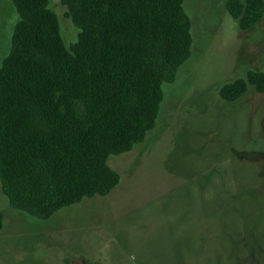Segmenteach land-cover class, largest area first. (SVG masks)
<instances>
[{
    "label": "rangeland",
    "instance_id": "1",
    "mask_svg": "<svg viewBox=\"0 0 264 264\" xmlns=\"http://www.w3.org/2000/svg\"><path fill=\"white\" fill-rule=\"evenodd\" d=\"M50 4L70 47L80 30L60 0ZM184 6L191 58L164 85L157 127L110 158L120 184L41 220L12 208L0 183V264H173L181 252L192 262L195 239L221 264H264V93L250 88L235 102L219 95L249 71L264 72V17L242 31L226 0ZM18 19L12 0H0V64ZM215 241L222 252L212 251Z\"/></svg>",
    "mask_w": 264,
    "mask_h": 264
},
{
    "label": "trees",
    "instance_id": "2",
    "mask_svg": "<svg viewBox=\"0 0 264 264\" xmlns=\"http://www.w3.org/2000/svg\"><path fill=\"white\" fill-rule=\"evenodd\" d=\"M60 1L78 41L67 47L50 0H12L19 19L0 64L2 191L12 208L41 220L120 184L110 158L157 127L164 85L194 44L184 0ZM226 9L248 31L264 17V0H226ZM250 88L264 93L263 71L219 95L235 102Z\"/></svg>",
    "mask_w": 264,
    "mask_h": 264
},
{
    "label": "crops",
    "instance_id": "3",
    "mask_svg": "<svg viewBox=\"0 0 264 264\" xmlns=\"http://www.w3.org/2000/svg\"><path fill=\"white\" fill-rule=\"evenodd\" d=\"M199 243H202V241L201 240L198 241L196 239L194 240V245L192 246V249H191L192 253L194 254V256H192V260H191L192 262H189V258H185L181 252L180 255L183 257L182 261L181 262H180V260L177 261L178 257L176 255V260L174 259L173 264H206L205 260L207 261V264H221L216 259H214V257L212 255L209 254L210 251L206 248V246H201V248H199ZM205 243H206V241H205ZM222 249H223V245H221L220 243L217 244V241H215V244L212 247V251L214 250L215 253H220V252H222ZM200 250H202V252L200 253L201 254L200 257H202L203 261L202 260L200 261V257H199V259H197V256H196V252L200 251ZM176 254H177V252H176ZM197 255L199 256V254H197ZM208 255L210 257V260L208 259ZM197 260H199V263L197 262Z\"/></svg>",
    "mask_w": 264,
    "mask_h": 264
}]
</instances>
